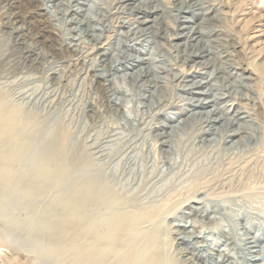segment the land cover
<instances>
[{
  "label": "rangeland",
  "instance_id": "rangeland-1",
  "mask_svg": "<svg viewBox=\"0 0 264 264\" xmlns=\"http://www.w3.org/2000/svg\"><path fill=\"white\" fill-rule=\"evenodd\" d=\"M63 1L65 4L73 2V0ZM96 1H100L103 6L113 9L118 0ZM161 1L163 4L172 5V0ZM201 2L207 7L214 8L208 15L210 20L207 24L208 27L219 30L218 34H213L210 38L215 51H224L225 57L222 58V64L225 65L224 69L232 73L233 76L235 75L234 77H237L234 74L237 70L242 72L241 67L244 69L250 66L254 71L258 66L260 70L262 69L259 72L256 70L258 76L251 74L248 70L242 72L243 76L254 78V80H250V87L246 90L238 87L231 89L225 87V82L233 81L226 72L220 74L221 77L211 81L217 83L215 87L221 89L219 90L220 93L231 94L232 99H236V103L238 102L236 109L242 106V109L252 113V122H249L250 128L248 129V124H246V130L250 133L253 132V134L243 138L240 142L226 143L222 141L224 130H228L223 127L219 130L222 131V134L211 136V138H217V141L208 140L209 142L206 141L204 146H201L203 143L199 140V131L203 118L198 115L196 119L188 121L184 120L185 117L178 113L183 106L188 107V103L191 101V96L185 90V83L182 79L186 78L185 76L192 69L198 68L201 75H204V77L199 76L198 79L206 81L205 75L207 76V74L204 72L211 70L212 67L203 68L194 65L193 68L191 63L185 60V57L178 55L166 39L157 38L151 34L147 35L146 40L139 38V40H145L141 42L142 45H135L137 47L144 46V49L149 50L148 56L154 58L152 65H155L157 69L152 68L153 71L146 77L134 76L132 72L127 71H118L117 73L116 69L112 70L110 63L102 64L96 55L85 58L87 60L75 68L70 65L74 61L73 57L69 55L58 57L52 53L48 46L51 41L47 40L46 43H42L33 37L18 39L12 28L5 26L6 18L10 15L11 10L5 1L0 0V95L2 97L0 109L7 114L14 109H19L24 120L22 126L19 125L12 130L10 138L0 136V167L5 164L9 154H11L12 151L9 150L18 147L20 144L23 146L21 153L15 155L9 167L8 178L0 184V264H93L101 257V255L98 257L101 252L120 254L129 251L134 247V244H130L132 240L137 242V239H140L137 246L145 248V235L154 228V224L144 212L153 204H161L163 213L175 211L173 215L167 218L170 221L168 222L169 237L167 236L166 224L160 223L161 225L158 226L160 236L164 233L161 239L162 245L164 246L166 243L168 246L169 240L171 241L173 238L174 215L175 222L184 224L190 218L187 223L189 225L191 221L197 219L184 213L185 210H189L184 205L188 203L187 200L194 193L197 194L196 197H205L204 199L207 196L210 199H214V197L229 198L232 204L227 211H233L234 214L247 211L253 215L251 217L253 222L261 223L260 226L264 225V0H201ZM88 7L92 9V12H97L94 0H90L86 8ZM19 10H23L27 15L30 11V9L23 7H20ZM40 11V7H35L30 11L29 14L31 15L29 16H35L36 18L32 17L34 20L41 19ZM121 11H125V13L112 15V18L110 17L107 21L108 24L105 23V28L107 30L106 35L112 39L111 55L120 52L119 56H126V49L122 46L127 42H134L138 29L130 28V34V29H120L118 25L121 21L134 16L131 15V10L121 8ZM194 11L196 12V21L201 22L202 17L197 14L201 10L196 8ZM49 15L51 20L55 19L60 27L62 36L70 32L71 25H69L67 15L59 12H50ZM57 17L60 21L56 20ZM192 18L194 19L193 16ZM174 19V16L171 15L168 22H163L166 26H172L169 28L171 32H174L175 24L181 23L175 22ZM162 20L164 19L162 18ZM16 25L23 26L25 31L29 27V23L24 24L20 19L17 20ZM69 27L70 29H68ZM188 31L186 30V32ZM43 33L48 36L49 30H44ZM120 39L123 40L122 43ZM87 40L86 42H88ZM102 40L106 41V37H103ZM179 40L183 39L177 38L173 41ZM89 42L85 43L86 45L83 43L81 48L83 52H87L88 48L92 46V42ZM135 42L139 41L135 40ZM192 42L195 44L197 41L192 40ZM30 54H32V58L30 57L31 60H28L27 57ZM219 64L220 62H218V66ZM237 67L239 68L237 69ZM95 72L110 78L113 86L118 83L111 93L114 97L111 98L120 103L119 109L107 106L106 99L95 86L92 75ZM121 72L123 73L121 74ZM125 72L128 75H125ZM53 75L55 76L53 77ZM155 86L156 88H154ZM151 93L154 98L151 97ZM92 108L94 109L91 110ZM163 116H170L173 119L177 117L178 119L173 122V126L177 127L175 133L177 135L172 136V147H163L161 139L154 132L155 126L161 120H165ZM124 118L129 121L124 122ZM61 133H65L67 136L64 145L66 152L60 162L61 167L67 169L65 175L61 172V167L56 161L50 158L49 153L47 154V150ZM13 137L14 139H12ZM156 140H160V142ZM217 142L220 145L216 144ZM111 145L113 146L112 155L107 154ZM195 145L204 148V150L202 152L195 151ZM165 148L167 151L169 150L168 153L164 152ZM177 149L182 155L188 154L190 150L189 161L190 159L195 160L199 156L202 163L200 166H204V170L208 169L206 171L208 174H203L199 181L192 184L186 182V177L180 176L184 174L182 173L164 192L165 194L159 195L158 198L154 197V193L151 194L153 188L157 185L160 186L165 181L163 179L171 172L167 170L168 163L165 162V158L173 151L171 154H174V159H177ZM44 155L47 156L46 162L40 160L41 156ZM203 155H206L207 160ZM190 162L183 164L182 167L184 168L181 170L186 172L192 169ZM154 168L159 170V174L157 175L156 172L153 174L154 177L151 175L148 178L147 175ZM46 170L54 174L51 177L53 180L50 179V182L44 180L45 175L43 174ZM194 171L200 170L193 168L192 172H189L192 174H190V178L193 177ZM143 177L144 181H142ZM179 179L180 181H178ZM84 185L91 188V200L89 201L91 205L89 204L84 210V215L81 214L82 216L79 215L78 218L70 219L67 217L66 209L70 202L69 195ZM106 185L113 190L115 189V193L120 194L118 195L119 199L115 202L104 195ZM197 190L201 192H197ZM179 195L182 196V199L179 198L181 197ZM64 199H67L68 202ZM172 200L174 201L173 204H171ZM166 206L168 210L165 208ZM122 207L127 210L125 212L135 211L138 216L136 215L131 222L120 221L121 223L119 222L115 229V236L118 234L117 237L114 236L113 239H109L108 233L110 231L105 226H100L98 232L87 233L86 223L90 220L86 221L85 216L98 221L104 216L118 214ZM176 207L177 209H175ZM162 211L160 215L163 214ZM180 216H183L182 219ZM238 217L239 215L233 217V221L227 217H222L221 221L226 225L236 224L239 221ZM63 218L66 221H63ZM134 221L137 222L143 232L139 234L140 237H136L135 234L131 236L127 233L126 223H133ZM66 224H70L72 229H69L68 233H60L58 230ZM252 232H256V229ZM164 236L166 237L164 238ZM98 247L102 251L98 250ZM104 248L106 250H103ZM113 260L115 261V258L106 257L101 264H112L114 263Z\"/></svg>",
  "mask_w": 264,
  "mask_h": 264
},
{
  "label": "bare ground",
  "instance_id": "bare-ground-1",
  "mask_svg": "<svg viewBox=\"0 0 264 264\" xmlns=\"http://www.w3.org/2000/svg\"><path fill=\"white\" fill-rule=\"evenodd\" d=\"M3 1L6 2V5H8V8L11 10L10 15L8 16V18H6L7 21H6L5 26H9L10 28H12V31L15 32V34H16L15 36L18 39H26L28 37H33V38L37 39V41H41L42 43H46L47 40L51 41V44L48 46L50 47L52 53H54L55 55H58V57L59 56L64 57L65 55H69V56L73 57L74 61H72L70 65L75 67V68L78 65H82L84 63V61L87 60L85 58L96 55V57L100 60V62L102 64H106L107 62L110 63L112 70L116 69L117 73H118V71H127V72H132V74L134 76L135 75H138V76L141 75V76L146 77V76H149L151 74L153 69H157V67L155 65L154 66L152 65L154 58L152 56H148L149 50L144 49L145 48L144 46L137 47L135 45L141 44L142 41L146 40L147 35H151V34L153 36H156L157 38L166 39L173 46V48L177 51L178 55L181 57H185V60H188L191 63V66L193 68H194V65H196V66L199 65L203 68H206L207 66L212 67L211 70L209 69V70L204 72L205 74H207V76L205 75V79H207L206 81L198 79L199 76L204 77V75H201L198 68L192 69V71H190L185 76L186 78L182 79V81L185 83L184 84L185 90L191 96V101L188 103V105H189V106L187 105L188 107H184V106H183V108L179 107L180 112H178V113H180L181 116L185 117L184 120H188V121H190L192 119H196L198 115H200L201 118H203L202 126L200 128L201 130L199 131V137H200L199 140L201 141V143H203V145L201 144V146H204L206 141L209 142L208 140L214 139L213 137L211 138V136H214L217 134H222V131H219V130L223 127H226L228 129L227 131L224 130V132H223L224 137H222V141H225L226 143L240 142V141H242L243 138L248 137V135L253 134V132L250 133V132H247V130H246V127H247L246 124H248V129L250 128L249 122L252 120L251 119L252 113H250L246 109H242V106L239 109H236V104H238V102L236 103V99H232L231 94L220 93L219 90H221V89L215 87L217 85V83H213L211 81L214 80L215 78L217 79V78L221 77L220 74H222L223 72H226L228 74V76L233 81L225 82L224 83L225 87H228V89L238 87V88H243V90H246L250 87V83H249L250 80H252V79L254 80V78H252V76H243L242 72L248 70L249 72H251V74L258 76V74L256 73V70L259 72L262 69L260 70V67L258 66L257 67L258 69L255 68V71H254V70H252V68L250 66H247V68H244V69H243V67H241L242 72H238V70H237L234 73V74H236L237 77H234L235 75L233 76L232 73H230L229 71H226L224 69L225 65L222 64L223 63L222 58L225 57L223 55L224 51H222L223 53L221 51H215L213 49V45L211 43L212 39L210 38V36H212L213 34H218L219 30L218 29L215 30V28H210V27H208V24H207V23H209V20H210V17L208 15L210 14V12L214 8H210V7H207V5H203L201 0H172L171 6L163 4L161 0H118L117 5L113 8L114 11H113V9H111L107 6H103L102 2L94 0L95 8L97 9V12H92V9H90L89 7L86 8V6L89 5L90 0H73V2L72 3L70 2L69 4H65L63 0H3ZM78 5H80V7H77ZM74 6H76V7H74ZM20 7H23L24 9H30V11L32 9H34L35 7H40L41 11L39 14L41 15L42 18L34 20L33 18H36V17L35 16L34 17L29 16V15H31V14H29L30 11H28L29 13L27 12L28 13V15H27L23 12V10H19ZM121 8L131 10V15H134V16L132 18L127 17V19L126 20L124 19V21H121V22L119 21L120 24L118 26L120 27V29H124V28L130 29L132 27H133V29H138V31L136 30L137 33L135 34L136 35L135 40H138L139 42H135V40H134L135 43L134 42L133 43L127 42V43L123 44V46H122V48L126 49V51H125V52H127L126 56H119L120 52H117L116 54L111 55L112 54V44H111L112 39L110 36L106 35L107 30L105 28V25H106L105 23H107V21H109L108 19L112 15H116L117 13L118 14L119 13H125V11H121ZM196 8L201 10L199 13H197L198 16L200 15L202 17L201 22L196 21V15H195L196 12L194 11ZM50 12L51 13L59 12L63 15L68 16L69 25H71V29H70V27L68 28V29H70V32L67 35L62 36L60 34V27L55 22V19H53V21L51 20L50 15H49ZM189 13H190V16H189ZM171 15L174 16L175 22H177V21L181 22L179 25H176V24L174 25L175 26V28H173L174 32H171L169 29L172 26H166V24L165 25L163 24V22L164 23L168 22V18ZM54 16L56 17V14ZM120 16H122V15H120ZM192 16L194 17V19L192 18ZM162 18L164 20L161 21ZM18 19H20L24 24L29 23V27H28L27 31L23 30V26L16 25V22ZM114 19H115V17H114ZM118 19H119V17H118ZM56 20L60 21V19L58 17L56 18ZM64 23H65V21H64ZM117 28H115V29H117ZM44 30H49L48 36H46V34L43 33ZM186 30H189V31L186 32ZM130 31H131V29L129 30V34H130ZM114 34H115V32H114ZM103 37L104 38L106 37V41L102 40ZM121 37H123V36H121ZM121 37H119V38H121ZM131 37H133V36H131ZM139 38H144L145 40L144 39L139 40ZM177 38H181L183 40H179L177 42H174L173 40L177 39ZM86 39H88L87 40L88 42L89 41L92 42V46L90 48H88L87 52H85V51L83 52L81 50V48H82L83 43L84 44L88 43V42H86ZM192 40H195L197 42L195 44H193ZM122 41L123 40H121V43H122ZM91 42H89V43H91ZM129 42H131V41H129ZM87 45H89V44H87ZM83 48H84V46H83ZM39 53H41V52L39 51ZM113 53H115V52H113ZM32 54H30L27 57L28 60L30 59V57L32 58ZM133 54H135V55H133ZM226 54H228V53H226ZM155 55H157V54H155ZM37 56L39 57L38 54H37ZM120 57H122L123 59H121ZM93 61H94V59H93ZM218 62H220L221 65L219 64V66H218ZM251 64H249V65H251ZM173 66H174V64H173ZM88 68L90 69V66H88ZM91 68H93V67H91ZM238 68L239 67H237V69ZM122 73L123 72H121V74ZM92 75H93V80L95 82L96 88L102 93L103 97L106 99L107 106L112 107V108L114 107L115 109H119L120 103H118V101H115L113 98H111V97H114L111 95V93L114 91V87L118 83L115 86H113V83H112L110 78L105 77L101 74H96V72L93 73ZM125 75H128V74L126 73ZM54 76L55 75H53V77ZM150 81H151V79H150ZM154 88H156V86ZM128 91H130V89ZM235 95H236V93H235ZM181 96H183V95H181ZM249 96H250V94H249ZM151 97H153L152 93H151ZM227 98H229V99H227ZM1 99H2V97L0 95V105H1ZM222 101H223V103H222ZM238 101H239V99H238ZM173 103H172V105H173ZM219 103H222V104L220 105ZM243 106H244V104H243ZM93 109L94 108H92L91 110H93ZM157 109L159 111V108H157ZM169 110H171V109H169ZM176 111H178V110H176ZM157 115H158V113H157ZM130 117H132V115ZM163 117L165 120H163V121L161 120V122H159V124H157L155 126L154 132H156L158 134L159 138L161 139V145L163 147H168V146L172 147L173 146L172 145L173 143H171L172 136L177 135V134H175L177 132V127L175 128L173 126V122L178 120V119H177V117H175L176 119L175 118L173 119L170 116H163ZM124 119H125L124 122L126 120H128L126 118H124ZM181 119H182V117H181ZM153 120H152V122H153ZM140 122H142V121H140ZM22 123H24V120H23V118L19 112V109L18 110L14 109L9 114H7L5 111H2V109H0V136L1 137L5 136L6 138H10L12 135V130L15 127H18L19 125L22 126L23 125ZM128 123H130V122H128ZM175 124H176V122H175ZM180 124L181 123H179V125ZM186 124L188 125V123H186ZM180 126H182V125H180ZM112 132L115 133V131H112ZM246 133H249V134L246 135ZM13 135H15V134H13ZM66 137L67 136L65 133H61L59 135V137H57V139L55 140L54 144H52V146L47 150L48 151L47 154L49 153L50 158L55 160L56 163L60 167H61L60 162L63 158L62 156L66 152V150L64 149V145L66 143L65 140L67 139ZM155 137H156V135H155ZM12 139H14V137ZM196 139H198V138H196ZM216 139H214V141H217ZM156 141L160 142V140H156ZM21 142H22V140H21ZM159 142H158V144H159ZM216 144L220 145L219 142H217ZM239 146H240V144H239ZM110 147L111 148L107 152V154L112 155V152H113L112 147L113 146L111 145ZM22 148H23V146L20 144L18 147H15L14 149L9 150V151H12L11 154H9L8 159L5 162V164L2 167H0V184L4 183L6 181V179L8 178L9 167L11 166L15 155L17 153H21ZM122 148H124V147L122 146ZM227 149L229 150V147ZM194 150L202 152V150H204V148L202 149L200 147H197V145H195ZM168 151L166 149L164 152L168 153ZM231 151H232V149H231ZM103 153H104V151H103ZM176 153L178 155L177 159H174V156H175L174 154L173 155L172 154L171 155L166 154L167 157L165 158V162L168 163L167 170L171 171V172H170V174H167V176L163 179V180H165L164 182L161 181L163 183L160 186L157 185L156 187L153 188V190L151 191L152 192L151 194L154 193V195H155L154 197L158 198L159 195L165 194L164 192H166L170 188V186L173 184V182L175 181V179L177 177H180V176L183 178L186 177L187 178L186 182L193 184L194 182L199 181V178L203 174L207 173L206 171L208 169L204 170V168H203L204 166L203 167L200 166V164H202V163H201V158L199 156L198 157L196 156L197 159H195V160L190 159L191 162L189 161L190 150H189V153L185 154V155H182L180 153V150L178 151V149H177ZM225 153H227V152H225ZM46 157L47 156H45V155L41 156L40 160L42 162L43 161L46 162V159H45ZM203 157L206 158V155H203ZM237 157H239V156H237ZM178 159H179V161H178ZM206 160H207V158H206ZM231 160H233V159H231ZM187 162H190V166H192V169L198 168V170H200V171H196V172L194 171L192 178H190L192 174L191 173H190L191 175L189 174V172H192V169H189L186 172L181 170L182 168H184V167H182V165L187 163ZM58 165H57V167H58ZM213 166H215V165H213ZM69 167H71V166H69ZM186 168H187V166H186ZM213 168H215V167H213ZM146 169H147V167H146ZM162 169H163V167H162ZM60 170L64 175L67 172L66 168L63 169L61 167ZM156 172L158 175L159 170L158 169L156 170V168H154L147 175L148 178L151 177V175L153 176L154 173L156 174ZM182 173H184V174H182ZM180 174H182V175H180ZM43 175H45L44 180L49 181V182L51 180H53L51 177H53L52 175H54V174L48 172V170H46L45 174H43ZM147 176H146V178H147ZM63 177L64 176H62V178ZM144 177L142 178V181H144ZM183 178H180V179H183ZM180 179L178 181H180ZM57 180H59V179H57ZM60 180H62V179H60ZM153 181H151V182H153ZM178 181H176V183H178ZM206 182H208V181H206ZM7 183H9V182H7ZM75 184H77V183H75ZM86 185H87V183H86ZM89 185H90V182H89ZM93 185L95 186L96 184H93ZM174 185H176V184H174ZM94 186H93V189L95 188ZM190 187H192V186L190 185ZM225 187H227V186H225ZM184 189H185V187H184ZM114 190L111 187H109L108 185H106V189L104 191L105 192L104 195L108 199H110L112 202H115V200L119 199L118 195H120L119 193H115ZM178 190H179V188H178ZM90 192H91L90 186L84 185V186H82V188L75 190V192H72L69 195L68 199L70 202L68 203V206L66 207L67 217H69L70 219H75L76 217L78 218L79 215L80 216L84 215V210L91 203V202H89L91 200L90 199ZM182 192H183V189H182ZM197 192H201V191L197 190ZM148 194H150V193H148ZM185 195H187V194H185ZM196 195L197 194L194 193V195L187 200L188 203H186L184 206H186L187 209H189V210H185L184 213L189 214L190 216L195 217L197 219L194 221H191V223L189 225L187 223L190 221L189 220L190 218L188 219L187 223L184 224L181 222H175L176 218L174 215L173 216L174 221H173V223L171 222L172 227H173L172 228L173 238L171 241L168 238L169 237L168 235L170 232L168 229V227H169L168 222H170V221H168L167 218L169 216L173 215L175 211H169V212L165 211L166 213H163V211L160 207L161 204H158V205L153 204V206H151L149 209H147L146 212H144L146 215H148V219L152 220L153 224H154V228L151 231H149V233L147 235H145L146 236L145 237V240H146L145 243L146 244H144V245H146L145 248L137 246V243L139 242L140 239L139 240L137 239V242L135 240H132L130 244H132V245L134 244V247L131 248L129 251H127L125 253H120V254H114L113 252L112 253L111 252L106 253V251L101 252L98 255V257L100 255H101V257H99L97 262H95L93 264L103 263L104 260L106 259V257H109V258L112 257V259L115 258V261L113 260L114 263H112V264H264V225L260 226V224H261L260 222H258L260 224H257V222H253L254 220L252 221V218H251L253 215H250L249 212H247V211L239 212V214H234L233 211L232 212L227 211L229 209L230 205L232 204L231 201L229 200V198L214 197V199L213 198L210 199L209 196H207L206 199H204L205 197L199 198V197H196ZM179 196H181V195H179ZM64 198H67V197H64ZM95 198H97V197H95ZM179 198L182 199V196ZM153 200H154V198H153ZM154 201H153V203H155ZM61 202H62V200H61ZM66 202H68V201H66ZM173 202L174 201L172 200L171 204H173ZM165 208H167V206ZM163 209H164V207H163ZM175 209H177V207ZM167 210H168V208H167ZM125 211H127V210L123 209V207H122V210L119 211L118 214H112L110 216H104L103 218H99L98 221L97 220L94 221V219H91L90 217L85 216L86 221L90 220L88 223H86L87 224V226H86L87 227V233L98 232L100 226H105V227L109 228V231H110V233H108L109 234L108 238L113 239L115 236V232H116V230H115L116 225L119 224L120 221L125 220V221L131 222V220H133V218L135 219L136 215L138 216V213H135V211H132V212H125ZM161 211L163 213L162 215H160ZM91 212H92V210H91ZM237 215H239V217H238L239 221L236 224L232 223V224L226 225V224H223L224 223L223 221H221L222 217H227L231 221H233V217H235ZM183 216H180L181 219ZM69 218H67V219L69 220ZM64 220L65 219L63 218V221ZM160 223L162 225L164 223L166 224V229L168 230L167 240H169L168 246L166 245V243L164 246L162 245L161 239L163 238L164 233H162V236H160L161 234L158 233V229H159L158 226ZM83 225H85V224H83ZM123 226H124V224H123ZM125 226L127 228V233H129L131 236H132V234L133 235L135 234V236L138 237L139 234L143 233L141 228H139V226L137 225V222H135V221L133 223H128V224L126 223ZM70 227H71L70 224H66L65 226L61 227V229L58 231L60 233H65L69 229H72ZM254 229H256V232H252ZM117 235L115 237H117ZM127 236H129V235H127ZM165 237L166 236H164V238ZM125 238H126V236H125ZM132 239H134V238H132ZM111 244H112V242H111ZM128 246H130V245H128ZM173 249H174V252H173ZM98 250L102 251V249H100V248ZM103 250H106V248H104Z\"/></svg>",
  "mask_w": 264,
  "mask_h": 264
}]
</instances>
